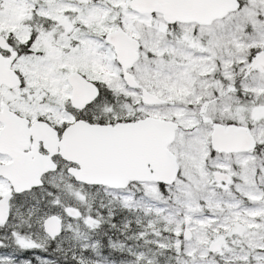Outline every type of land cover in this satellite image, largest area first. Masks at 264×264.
<instances>
[{
    "label": "rangeland",
    "instance_id": "obj_1",
    "mask_svg": "<svg viewBox=\"0 0 264 264\" xmlns=\"http://www.w3.org/2000/svg\"><path fill=\"white\" fill-rule=\"evenodd\" d=\"M243 2L231 15L198 28V33L207 34V43L199 44L188 38L190 25L176 28L179 41H164L167 29L159 15L135 14L126 7L129 0H0V32H16L25 49L16 61L23 86L3 92L15 108L58 124L69 121L72 115L63 114L70 107L65 78L73 70L111 91L133 96L111 47L99 38L120 28L140 44L130 72L141 86L165 100L159 106L140 104V116L163 117L179 125L168 146L178 166L177 177L165 190L171 203L157 198V183L138 182L122 189L84 186L70 179L62 165L47 179L50 186L12 201L13 215H25L17 218L24 227L11 234L12 242L27 248L31 259L0 255V264H56L47 254L52 250L68 253L74 264H218L217 259L219 264H264V154L212 152L209 141L213 120L234 118L242 125V119L252 121L250 132L256 144L264 145L263 73L251 69L237 84H230L247 68L250 50L264 47V0ZM112 8H118L119 15ZM216 49L227 87L216 85L213 102L208 76ZM234 87L253 99L243 103L233 94ZM23 92L27 94L20 95ZM81 112L97 122L128 113L125 104L110 108L102 98ZM216 173L225 179H215ZM6 191L7 183L0 179V196ZM30 197L40 207L33 204L18 212L16 206ZM67 207L87 213L71 216ZM49 214L62 219V230L53 239L41 229ZM107 217L114 218L117 232L130 238L108 240L115 252L105 244L100 251L99 241L90 235ZM121 252L125 256L116 258Z\"/></svg>",
    "mask_w": 264,
    "mask_h": 264
},
{
    "label": "water",
    "instance_id": "obj_2",
    "mask_svg": "<svg viewBox=\"0 0 264 264\" xmlns=\"http://www.w3.org/2000/svg\"><path fill=\"white\" fill-rule=\"evenodd\" d=\"M237 0H131L130 8L136 12L160 13L165 21L194 22L201 25L210 24L238 7ZM112 45L115 58L122 70V78L128 87H135L133 76L127 71L138 57V42L128 36L122 29L116 28L106 35ZM7 48V47H6ZM264 73V48L260 49L251 61ZM70 86L69 103L80 110L90 103L98 94L95 84L88 81L79 72L71 71L66 76ZM14 87L20 84L17 76L9 67V61L0 58V85ZM142 101L147 104H159L157 96L142 91ZM26 125V120L8 110L3 104L0 109V153L11 156L9 163L0 164V176L11 186L12 193L25 191L30 186L40 184L39 177L46 170L55 168L49 155L33 158L27 154L21 158L11 148L20 135L34 134L36 128L43 135L51 137L48 152L56 147L64 160L74 162L77 167L68 169L77 182L84 184L107 185L122 188L131 181L169 184L173 181L178 166L175 155L167 145L173 140L177 123L156 116H145L132 122H115L113 124H90L77 120L69 124L56 139L54 131L44 121L32 123L27 132L18 131L19 123ZM39 125L37 126V124ZM48 131L52 134L48 136ZM54 136V137H53ZM50 139V138H48ZM15 141V142H14ZM210 144L220 152L247 151L254 147L255 141L249 128L235 123L223 124L212 122ZM18 150V148H16ZM224 177V176H223ZM11 193L0 197V223L8 217V200ZM73 213V212H72ZM60 218L47 216L42 222L43 231L53 238L60 233ZM184 236L188 233L185 230ZM215 248L216 244L210 246Z\"/></svg>",
    "mask_w": 264,
    "mask_h": 264
},
{
    "label": "flooded vegetation",
    "instance_id": "obj_3",
    "mask_svg": "<svg viewBox=\"0 0 264 264\" xmlns=\"http://www.w3.org/2000/svg\"><path fill=\"white\" fill-rule=\"evenodd\" d=\"M162 25H169L167 27V29L170 31L171 35H173L172 33V29H175L178 25H190L187 30L191 29V32L188 34V38L192 39V41H197L199 44H204L207 43V34L206 33H198L196 30L199 28H204L206 26H200L199 24L190 22V23H180V22H171V23H164ZM206 38V41L204 42V39ZM7 47V48H6ZM25 51L24 49V44L22 42L19 41V39L16 36V32H12V31H1L0 32V57L1 58H5L7 61H9V67L13 70L14 74L17 76L20 84L18 86H16L15 88H18L19 86H23V75L21 74V72L19 71V68L17 67L16 61L18 59V57L20 55L23 54V52ZM219 50L216 49L214 51V63L215 60L219 58ZM214 75H216V66L214 65V71H213ZM11 87H7L5 85H0V109L2 107L3 104L8 106V110H10L11 112H13L15 115L22 117L26 120V125L22 126L21 121L19 123V127L17 128L18 131L21 133L22 130L27 132V130L25 129L26 127L29 128L30 125L32 123L35 122V124L37 122H41L44 121L46 122L51 129L54 131V136H56V139H60L61 137V132L64 129V127L69 124L70 122H73L74 120L77 119H84L88 122H97V121H89L88 119V114L77 111L75 109L72 108H66L63 109V114L65 113H70L72 115V117L69 119V121H65V122H60L58 123H54L52 120H50L49 118H47L46 116L42 115V114H34V115H30L20 109L15 108L12 105V102H8L7 97H5L3 95V92H7V93H11ZM27 92V91H25ZM27 93H21L20 95H25ZM139 95V94H138ZM137 96H133L132 97V106L130 107V105H127V107L129 108V110H133V113L137 114L139 116V113L136 111L139 108V98ZM106 95H104L102 97V100H106L105 99ZM130 99V97H129ZM68 100V99H67ZM132 114H128L125 117H121V119L119 120L118 118L114 119L113 122L116 121H121V122H127V121H132L135 118H133ZM102 120V119H101ZM104 122H109V119L107 117H105V121ZM97 123H103V122H97ZM39 125V123L37 124V126ZM2 127V123L0 122V129ZM48 136H51L49 134H52L50 131H48ZM43 134L40 133L36 128L34 129V134L32 133H27L26 135H20L19 138H17L16 143H15V147L14 144H11V148L14 150V152H16L22 159L25 158L27 156V154H32L30 155V158H33V154H35L38 157H44V155L49 154L50 159L55 163V169L54 170H46L45 172H43L39 178V182L41 184L36 185V186H30V188H28L27 190H25L24 192H21L17 195H13L10 200H9V208H8V218L4 223L0 224V241H4V247L1 248V250H4V255L2 256H13L14 251H13V242H12V238H11V234L14 233V231H18L21 230L23 226L22 221L20 219H17L19 216H25L24 214L18 215V216H14V210L12 207V201L13 199H15V197H19L22 195H29L31 193L38 194V191L41 190V188L44 185L50 186L47 184V179L50 178L55 172H58L60 170V166L63 165V170L66 173L68 167L70 166H75L74 163L72 162H65L62 157L60 156V154L57 152L58 148L56 149V152H48V150L46 149L48 145V141L52 140V136L51 137H47L46 136V141H44L41 136ZM53 136V137H54ZM50 138V139H48ZM14 141V142H15ZM18 148V150L16 149ZM11 161V156L5 153H0V164H5V163H9ZM2 179V178H1ZM7 186H8V190H10V186L8 184V182L6 181ZM33 204H37L39 206L38 203L35 202V200L30 197L29 199L25 200L23 203L21 202L20 205H17V211L18 212H25L24 207L25 206H30ZM40 207V206H39ZM64 209V208H63ZM71 208H66L65 210H67L66 212L69 213V210ZM75 216L77 217H82V212L80 209H73ZM12 214V215H11ZM11 221H13V225L9 224L11 223ZM89 221H92V217L89 218ZM24 222V221H23ZM8 223V225H7ZM93 225V224H92ZM97 227V224H95V227ZM27 226L23 229H26ZM37 251V250H36ZM24 254L21 253V256H23ZM28 254L25 253V256H27ZM27 257H31V256H27Z\"/></svg>",
    "mask_w": 264,
    "mask_h": 264
},
{
    "label": "trees",
    "instance_id": "obj_4",
    "mask_svg": "<svg viewBox=\"0 0 264 264\" xmlns=\"http://www.w3.org/2000/svg\"><path fill=\"white\" fill-rule=\"evenodd\" d=\"M240 2V8H242L244 6V2L243 0H239ZM165 38V37H164ZM166 39V38H165ZM257 50H251L250 53L247 54V61H248V67L242 71L240 74H238L237 76L234 77V81H231L230 84H232L233 82L235 84H237V80L238 78L243 74V72L245 73H248L250 70H251V66H250V61L252 60V57L255 55ZM232 70H236V67L235 65H233L231 67ZM214 79H217L218 82L220 83L221 87L223 89H225L227 87V80L222 77L221 74H218L214 77ZM210 80H212V77H210ZM104 94V93H102ZM233 94L240 100L242 101L243 103L245 102L246 104L250 102V100H252L253 98L248 96L247 94H241L240 90L237 88V87H234V90H233ZM106 97H107V104L109 107H112L114 105V102L112 101V94H111V90H109L107 93H105ZM252 98V99H251ZM125 100V97H123L122 95H118V100L116 102H121V101H124ZM255 106H256V101H255ZM195 107V105H194ZM203 108L205 107V105L202 106ZM201 107V108H202ZM198 108V107H196ZM226 119L224 120H219L220 122H225ZM244 120V123L251 129L252 128V121H249L247 119H242ZM229 121H232V122H235L236 119L232 118V119H229V120H226V122H229ZM238 123V122H237ZM252 153H254L256 156H263L264 154V145H261L260 143L257 144L255 146V148L252 150ZM135 184H138V183H135ZM139 187V186H137ZM170 187V186H169ZM156 196L157 198H159L160 200H163L166 202V204H169L172 202V198L170 197V194L167 193L165 191V187L160 185V186H157L156 187ZM91 206L93 209H96L97 211L100 212V209L98 206H96L94 204V202L91 203ZM83 213H87V211H83ZM15 234V233H14ZM94 238H96L99 242H100V245H101V250H104L103 249V245H107L108 246V240H114L116 242H128L130 240V238H126L124 233H119L117 232V230L114 228V218L113 217H107L105 218L104 222L101 223L100 227H98V232L96 234H93ZM4 247V241H2V244L0 245V249ZM13 251H14V255H21V252H26V250H23V249H20V247L18 245H13ZM108 250L109 251H113L115 252L111 247L108 246ZM4 251V250H3ZM5 252V251H4ZM68 253L66 252H63L62 250H60L59 252L56 251V252H52L50 253V256L52 257H56L55 260L57 262H60V263H63V264H74L72 262V259L68 258ZM211 254L213 256H215L214 252H211ZM25 256V255H24ZM115 256H125L124 253H119L118 255L116 254ZM213 258H216V257H213ZM219 261V260H217ZM220 263V261L218 262Z\"/></svg>",
    "mask_w": 264,
    "mask_h": 264
}]
</instances>
